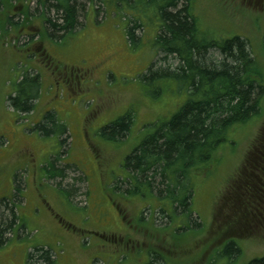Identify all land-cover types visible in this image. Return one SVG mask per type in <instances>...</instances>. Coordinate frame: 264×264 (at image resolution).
Segmentation results:
<instances>
[{
	"label": "rangeland",
	"instance_id": "obj_1",
	"mask_svg": "<svg viewBox=\"0 0 264 264\" xmlns=\"http://www.w3.org/2000/svg\"><path fill=\"white\" fill-rule=\"evenodd\" d=\"M41 1L12 0L16 8L8 25L0 8V220L5 201L12 200L9 206L18 213L0 245V264H29L36 249L49 250L52 264H249L263 258L264 149L249 166L247 161L254 146L264 144V99L258 116L228 132L206 173L191 178L193 203L176 214L169 199L144 188L142 196L127 192L126 185L132 179L127 158L190 99L178 80H144L152 64L165 69L170 63L151 47L155 29L149 18L157 10H141L148 27L135 31L138 42L132 47L127 29L135 9L118 11L98 2L97 15L84 0L80 29L56 40L44 28ZM257 1L193 0L191 7L210 39L247 41L264 86V0ZM27 74H38L41 86L34 111L24 115L8 98ZM47 114L56 123L43 135L37 127ZM128 116L133 123L123 139L104 136L106 127ZM259 162L263 168L255 171L252 165ZM52 165L68 168L67 179L51 178ZM253 170L257 191L244 185ZM23 192L27 207L21 204ZM232 203L238 211L228 220ZM32 206L49 207L56 219L29 218ZM231 242L239 257L225 254Z\"/></svg>",
	"mask_w": 264,
	"mask_h": 264
},
{
	"label": "trees",
	"instance_id": "obj_2",
	"mask_svg": "<svg viewBox=\"0 0 264 264\" xmlns=\"http://www.w3.org/2000/svg\"><path fill=\"white\" fill-rule=\"evenodd\" d=\"M192 1L88 0L97 15L99 9L94 7L98 2L115 7L118 11L125 6L136 10L133 11L135 20L129 22L127 29L128 41L132 47H136L138 42L135 31L148 27V24L144 25L140 20L141 10L146 11L147 7L157 10V14L151 17L152 20L149 18L153 32L155 29L151 47L156 53L162 54L163 60L170 63L165 69H154L155 65L152 64L147 69L144 80L152 77L178 80L188 88L190 99L170 122L161 124L127 158L126 167L132 179L127 182L129 190L126 191L135 190L143 195L140 189L144 188L152 196L169 199L176 214L185 213L193 203L194 185L191 178L195 174L206 173L215 162L221 146L227 142L228 132L258 116L264 99L261 72L247 41L239 37L210 39L206 33L201 32L198 19L192 11ZM11 2L12 0H0L2 18L5 17L7 25L8 22L11 23L8 15L16 8L11 6ZM40 3L44 28L52 38L64 39L82 26L80 18L86 13L84 0H43ZM22 14L25 21H28L27 11ZM154 18L158 21L156 24ZM14 27L18 28L17 24ZM40 86L38 74L30 77L28 74L23 75L16 92L8 98L9 106L24 115L32 113ZM55 123V116L47 114L37 128L43 135H49L53 132ZM132 123V117L128 116L106 127L103 134H118L123 139L129 133ZM50 125L53 126L52 129ZM65 142L64 140L63 143ZM257 147L254 146L255 151L249 154L248 166L254 160L255 152L264 149V144H261V148ZM261 161H264L263 158ZM257 166L262 170L261 162ZM68 171L66 167L56 169L54 165L48 170L51 178L61 182L67 179ZM253 173L254 170L246 173L244 185L258 188L257 181L253 180ZM69 185L71 184L68 182L67 186ZM255 190L257 191L256 188ZM9 204L5 201V212L0 220V245L5 243L18 219L14 207ZM236 207L232 203L228 220L238 211ZM161 212L164 214L163 210ZM240 253L235 242L229 243L225 250L227 255L239 257ZM52 260L49 250L36 249L29 254V264H52ZM152 264L155 261L152 260ZM249 264H264V257L254 259Z\"/></svg>",
	"mask_w": 264,
	"mask_h": 264
},
{
	"label": "crops",
	"instance_id": "obj_3",
	"mask_svg": "<svg viewBox=\"0 0 264 264\" xmlns=\"http://www.w3.org/2000/svg\"><path fill=\"white\" fill-rule=\"evenodd\" d=\"M25 192V191H24ZM22 193V195H21V197H22V199L25 201H21V204H24V207H27L28 206V202H27V195H26V193ZM32 210H31V212H30V216H29V218H36V219H38L39 218V216L40 217H42V215H46L47 217H50L51 216V218L52 219H56V217L54 216V214L53 213H49L50 212V208L49 207H47V209L45 210V211H41L38 207V209L37 208H35V207H33L32 206ZM35 209H37V210H35ZM50 209V210H49ZM47 211H49V212H47ZM50 214V215H49ZM20 217H21V215H19ZM21 225V224H20ZM47 227H49V225H47ZM17 229V228H16Z\"/></svg>",
	"mask_w": 264,
	"mask_h": 264
},
{
	"label": "flooded vegetation",
	"instance_id": "obj_4",
	"mask_svg": "<svg viewBox=\"0 0 264 264\" xmlns=\"http://www.w3.org/2000/svg\"><path fill=\"white\" fill-rule=\"evenodd\" d=\"M260 1H262V0H258L256 3L259 4ZM263 156H264V153H263ZM254 157L256 158L255 155H254ZM254 160H255V159H254ZM254 160H253V162H254ZM252 168H253L255 171H257V170H258V171H261V170L259 169L260 167H258V166L255 165L254 163H253V165H252ZM253 174H254V173H253ZM263 178H264V173H263ZM263 178L260 176V177H259V181H261ZM260 184L264 185V181H261ZM262 190H263V189H262Z\"/></svg>",
	"mask_w": 264,
	"mask_h": 264
}]
</instances>
